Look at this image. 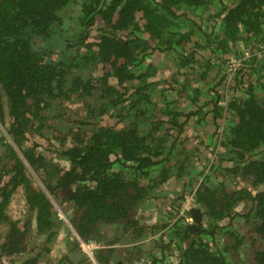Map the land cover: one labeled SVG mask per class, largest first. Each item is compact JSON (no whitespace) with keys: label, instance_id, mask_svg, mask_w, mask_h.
I'll use <instances>...</instances> for the list:
<instances>
[{"label":"trees","instance_id":"trees-1","mask_svg":"<svg viewBox=\"0 0 264 264\" xmlns=\"http://www.w3.org/2000/svg\"><path fill=\"white\" fill-rule=\"evenodd\" d=\"M72 5H80V14L77 31L70 35L62 25ZM202 49L208 56L200 53ZM170 52L171 59H177L176 72L170 80H157L150 59L163 53L168 57ZM196 59L195 68L203 67L193 75L196 82L179 84V75L188 81L184 69H191ZM213 68L215 87L208 78ZM162 83L179 95L189 89L196 96L188 100L196 105L205 84L210 99L188 113L171 109L172 99L163 98L157 106L150 97L162 95L158 88ZM74 98L86 103L88 113L76 121V130L68 127L53 135L62 147L57 160L64 166L24 146L30 132L42 136L51 127L48 113L54 105ZM99 98L97 112L112 110L109 117L124 121L121 127L117 121L111 125L95 121L92 104ZM201 114L207 134L212 133L206 141L199 139L195 148H207L204 141L217 139L231 155L219 157L218 166L224 159L231 161L234 166L225 170L254 188L264 185V0H0V120L14 145L7 141L6 159L0 158V225L8 224L0 236V264L2 258L10 264H35L36 257L23 259L30 237L52 241L68 223L75 233L73 249L82 257L75 261L69 252L61 264H105L111 249L96 251L94 262L79 240L107 245L100 227L111 224L155 239L160 228L153 231L152 223L139 226L134 211L158 188L170 192L171 183L177 186L178 200L192 198L206 221L193 232L177 220L172 235L182 240L206 234L212 241L218 237L225 241L228 232L233 239L229 248L238 257L233 264H264V189L253 193L222 182L208 184L205 170L214 164L207 167L212 158L206 149H200L196 160L185 151L181 160L172 162L188 119ZM87 125L90 128L81 132ZM34 174L43 186L38 180L33 186ZM18 187L24 190L31 216L13 221L5 210ZM247 199L252 208L236 211L235 205ZM55 202L70 205L66 220ZM171 207L172 218L178 206ZM238 218L245 224L243 234L233 222ZM244 245V253L250 250L248 257L240 253ZM224 259L221 253L213 255L205 243L194 242L180 259L171 258L175 264H222Z\"/></svg>","mask_w":264,"mask_h":264},{"label":"rangeland","instance_id":"rangeland-1","mask_svg":"<svg viewBox=\"0 0 264 264\" xmlns=\"http://www.w3.org/2000/svg\"><path fill=\"white\" fill-rule=\"evenodd\" d=\"M216 10V8L214 9V11ZM80 14V5H72L70 7V9L67 12V19L64 22V24L62 25L63 29L69 33L70 35H72L74 32L77 31V22H78V15ZM218 20V18H216V21ZM215 21V20H214ZM97 26L99 27L100 25L97 24ZM174 31V30H173ZM236 46L233 48L235 49ZM202 55H206L208 56V50H201ZM173 52L168 53V57L166 54H160L157 55V57H151V61H153V65L155 67V71H156V79H164V80H170L171 75H173L176 72V61L172 60L170 56H172ZM199 54V52H198ZM246 57H250L249 53H245ZM157 58V59H156ZM197 58V57H196ZM156 60V61H155ZM198 59H196L192 65L191 69H184L183 74L188 75V81L185 82L184 79L179 75L177 78L179 79V84L182 85V83H185L184 85L187 86L190 84V82L195 83L196 81L193 80V75L197 76L200 72V70L203 69L202 68H195V66L198 65L197 63ZM175 62V63H174ZM236 63V62H235ZM215 71L216 69L213 68L212 69V73L211 75L208 76L209 81H213L214 78L213 76L215 75ZM99 74L100 75V69H98L96 71V75ZM215 77V76H214ZM216 79L214 82H210V86L215 87V83H216ZM96 82V81H95ZM209 83V82H207ZM137 84V83H135ZM187 84V85H186ZM130 86L133 85V83H129ZM176 86V85H175ZM202 89H201V93H199V98L200 100H197V105L190 103V99L188 100V96H196V94H194L193 92L191 93V91L188 89V92H186L187 94L185 95H179L176 93V91H169V87L166 83H162L159 84V90L162 92V95H158V94H152L150 97V102H153L155 104H160L163 101V98H165L167 101H170L171 99V109H179V110H183L184 113H188L190 110H195L197 108V106H199L200 104L204 103L205 101H207L208 99H210V97H207V93H208V87H206V85H202ZM96 89V88H95ZM94 89V90H95ZM163 89V91H162ZM206 92V93H205ZM3 93V92H2ZM191 94V95H190ZM4 93H3V97H4ZM6 96V95H5ZM230 96V93L227 95V97ZM4 101V111L7 112L8 111V103L6 100ZM94 103L92 104L93 107L96 109L95 112V121H98L100 124H114L117 119L116 118H111L109 117V113L112 110H108L105 112V114H100L97 112L98 108H100V102H102V100H100V98L98 100L94 99L93 100ZM140 108L143 109V107L145 105H143L142 103H140ZM53 109H50V112L48 113V115H51L52 118L50 119L52 121V125L51 127H47V132L43 133V135H38V133L33 134L30 132L28 134V139L23 143L24 146L27 147H34L35 148V152L38 154V150L43 152L47 161L48 162H53L55 164L58 165H62L64 166L65 164L59 160H57L58 158V154L60 153V150H62V147L59 143V141L57 139H54V134H63L66 132V129L68 127H74V129L76 130L78 125L77 122L78 120L81 119V116L84 114L88 113V108L85 102H81L77 99H70V100H65L63 103L58 104V105H54ZM206 108H210V106L206 107ZM157 109V107H156ZM205 110V106L204 109ZM203 114V113H202ZM201 115L195 116V115H191L190 119H188V122L186 123V127L185 130L182 134V136L180 137V143L177 147V152L175 155L172 156V162L174 163L177 159L181 160L185 154V151L190 154L189 157L191 159H195L201 156V150L206 149L208 151L209 154H211V160L208 161L207 167L212 163L214 164V168L209 169V170H205V174L208 177V184L211 185H218L220 182H222L223 184H225L228 188L231 187H235V188H245L250 190L251 192H256V189L262 188L264 189V185H260L258 186V188H254L251 186V184L244 179H241L239 176H236L234 174H232V172L225 170V167H233L234 164H232L231 161H228L226 159H224L222 162L219 163L218 166V160L219 157H230L231 155L228 154L226 152V150H224L220 145H218V140L211 138H208V143L206 144V138L208 137V134H211L212 131H210L207 134V131L205 130V121ZM207 117H210V115H208ZM6 120L9 121V116L7 114ZM182 119H184V117H182ZM181 119V120H182ZM202 120V122H198L196 120ZM4 122L0 120V158L2 159V161H4L6 159V155L8 152V147L6 146L7 141H9L11 143V145L14 147L13 142L11 141V139L8 137V134L6 132L5 129V124H3ZM117 126L121 127L124 124V121L118 122L117 121ZM90 128V125L87 126H83L81 128V132L85 131L86 129ZM5 136L4 139H2L1 137ZM197 136H199L197 138ZM199 139H204V145L209 146L207 148L201 149L203 148V146H200V149H196L195 148V143L199 140ZM214 148V149H212ZM210 150H214L212 153L209 152ZM207 153V157H209V154ZM36 154V155H37ZM41 154V153H39ZM55 156V157H53ZM196 160V159H195ZM199 160V159H198ZM218 166V168H217ZM32 171V169H31ZM33 173V171H32ZM36 177V180H33V186H37V180L39 183H41L40 179L38 178V176L36 174H34ZM197 185V181L195 182ZM41 185L43 186V184L41 183ZM170 192L166 191H162L161 188H158V190L155 192H153L152 194H148L146 196V198L140 203L139 206H137L135 208L134 211V215L133 217L136 219L137 224L143 225L145 223L149 224H157L156 226H158L160 229L163 227H167V231H164V233H168L166 234V236L163 238L164 242L166 243V245H169V248H171V250H176V248L178 247V245H181V240L178 239L177 236L172 235L171 233L172 231V227L175 226V222L178 219V214H179V210L177 211L176 214L173 215V217L171 218L170 215L173 214V212L168 214V207L173 208V210L178 206L179 204L182 203L181 200H178L179 196L177 193V186L174 185L173 183H171L169 186ZM171 193V194H169ZM50 197H54L53 195L48 194ZM191 200L192 198H188L184 201V203L187 200ZM251 200L247 199L244 202H240L237 203L235 205V209L236 211H240L243 213L248 212L252 206H251ZM55 206L57 207V211H59V214L62 217H65V211H71L70 210V205H67L66 203H64L62 205V203L60 204L59 202H55ZM193 206V205H192ZM177 207V208H178ZM176 208V209H177ZM27 206L25 203V198H24V190L20 187H18L16 189V191L12 194L10 201L8 203L7 209L5 210V212L7 213V215L9 216V218L13 221H22L25 218L31 216V212L27 211ZM179 209V208H178ZM64 215V216H63ZM66 218V217H65ZM157 220V221H156ZM176 220V221H173ZM156 221V222H155ZM182 222V221H181ZM184 222L187 223V221L184 220ZM188 222L190 224H194V222L192 221V219ZM234 224L238 225V233L243 234L244 233V226L245 224L243 223V220H241V218L235 219L233 220ZM67 223V222H66ZM206 223L205 219L202 222V226H204V224ZM222 223H226L225 221ZM178 224V223H177ZM151 225V224H150ZM165 225H169V226H165ZM170 227V228H169ZM7 228H8V224L7 223H3L2 225H0V236H3L4 234H6L7 232ZM157 230V229H156ZM160 230H158L159 232ZM100 232L102 233V236L105 238V242L108 243V248L111 246L109 245V243L111 242H115L117 237H119L120 241L116 244H114L115 246H117L116 249V253L117 255L121 258L122 255L119 254V252H122L126 249L129 250V248H131V243L135 242V241H139L137 242V246L135 250H137L136 252H138L140 250V246L143 247V237H141L140 235H134L133 233L126 232V230H124L123 228L115 225V224H111V225H105V226H101L100 227ZM133 234V235H132ZM74 235L73 230L70 226V224L68 223L67 225L63 224L62 228H59L58 233L55 234L54 239L52 241L47 242L46 241V236H34L32 235L28 241L27 244V254L23 257V259H27V258H33L36 257L37 261L35 264H61V260L63 258L64 255H67L69 252L71 253L72 251H76L75 249H73V244H76L74 242H72V236ZM169 235L171 236V239L169 238ZM153 236V235H152ZM2 237H0L1 239ZM170 239V240H169ZM145 244V242H144ZM134 245V244H133ZM183 245V243H182ZM184 246V245H183ZM182 247V246H181ZM246 248V246L244 245V247H241V254H245L246 257L249 256V252L250 250H247L244 253V249ZM127 250V251H128ZM150 250L151 253H154L157 251L156 247H151L147 249V252ZM97 250H94V253ZM129 252V251H128ZM116 253L114 255H116ZM124 254V253H123ZM148 254H145V252L143 251L142 248V252L141 254L138 253L136 254V257H134V261L131 260H127L128 264H149L152 263V261H155V264H175L173 263L172 260H168V261H159V260H153L151 259L150 255L148 257L150 258H145L147 257ZM76 256V255H75ZM128 257L130 255H127ZM144 259V260H143ZM146 259V261H145ZM2 264H10L7 258H2Z\"/></svg>","mask_w":264,"mask_h":264},{"label":"flooded vegetation","instance_id":"flooded-vegetation-1","mask_svg":"<svg viewBox=\"0 0 264 264\" xmlns=\"http://www.w3.org/2000/svg\"><path fill=\"white\" fill-rule=\"evenodd\" d=\"M232 164H234V163H232ZM210 166H211V164L209 165V167ZM246 190H248V189H246ZM191 208H199V207H198L197 203L191 202V200L189 199L185 203H182L180 205V208L178 209L179 210L178 219L182 222H184V220L187 221L186 224L188 226L190 225L188 220L190 221L192 219V221L195 222V220L193 219V216L191 214L187 215V211L190 213ZM199 209L201 210V213H202L201 222L197 223V227H198L197 229H195V230L191 229V230H193V232H195V231L198 232L201 230L202 222L205 219V216L203 215L202 208H199ZM63 218L66 220L65 217H63ZM173 221H176V220H173ZM220 224H224V223L220 222ZM156 225L153 226V227H155L152 229L153 231H155L157 228H159ZM235 225H237V224H235ZM167 230H168L167 227H165V228L162 227L158 233H155L156 234L155 239L148 238L147 236L144 235V237L141 238V239H143V247L140 246V250L138 252H136L137 250H135V249H136V247H138L136 244L139 241H135V242L131 243V248H129V250L126 249L123 251L124 254L122 252H119V254L122 255L121 258L115 252L117 249V246L114 245L120 241L119 237H117L115 242L109 243V245H111L109 248L107 246L108 244L106 245V244H103L102 242L98 241L101 244V247L99 249H97V251L100 252L104 249H111V251L109 250L108 258H106L107 262L105 264H117L118 262H121L122 264H128V262H127L128 256H126V255H134V254H138V253L141 254L142 248H143V251L145 252V254H148L147 257H145V258L148 259L151 257V259H153V260L155 259V260H159V261H168V260H171L172 257L180 259L181 253L184 254L185 248L186 247L188 248V245L194 242L196 246H198L202 243H205L206 245H208L210 252L215 256H218V254H220V253L222 254V256L224 255L225 259H224V262H222V264H233L238 260V257L236 255H233V253H234L233 249L229 248L233 244V239L231 240L230 234L228 232L224 234V240L225 241H223L220 237H218L215 241H212L208 237V235H206V234H200V235L198 234L197 236H195V235L194 236H187L181 240V242L183 243L184 246L181 243V245L180 244L178 245L176 250H171V248H169V245H166V243L163 240L164 231H167ZM166 234H168V233H166ZM74 235H75V233H74ZM144 242H145V244H144ZM151 247H156L157 251L154 253H151L149 250L147 252V249L151 248ZM228 250H230L231 252H228ZM115 253H116V255H114ZM149 255H150V257H148ZM145 261H146V259H145ZM149 264H152V263H149Z\"/></svg>","mask_w":264,"mask_h":264},{"label":"water","instance_id":"water-1","mask_svg":"<svg viewBox=\"0 0 264 264\" xmlns=\"http://www.w3.org/2000/svg\"><path fill=\"white\" fill-rule=\"evenodd\" d=\"M190 214L193 216L195 222L194 224H190L188 227L190 229L195 230L198 228L197 223L201 222L202 213L199 208H191ZM69 255L76 261L78 258L82 257V252L80 250H76V251H72ZM117 264H122V263L118 262Z\"/></svg>","mask_w":264,"mask_h":264},{"label":"built area","instance_id":"built-area-1","mask_svg":"<svg viewBox=\"0 0 264 264\" xmlns=\"http://www.w3.org/2000/svg\"><path fill=\"white\" fill-rule=\"evenodd\" d=\"M80 241L81 249L86 253L90 259H92L95 262V257H94V250H97L101 247V244L94 240H86V241Z\"/></svg>","mask_w":264,"mask_h":264}]
</instances>
